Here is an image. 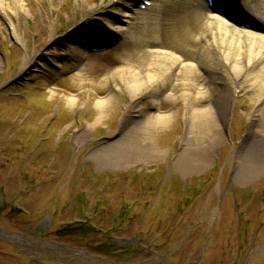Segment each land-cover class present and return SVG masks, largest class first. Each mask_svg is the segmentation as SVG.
<instances>
[{
  "label": "rangeland",
  "instance_id": "1",
  "mask_svg": "<svg viewBox=\"0 0 264 264\" xmlns=\"http://www.w3.org/2000/svg\"><path fill=\"white\" fill-rule=\"evenodd\" d=\"M97 1L2 0L0 264H264V155L241 151L251 124L264 129V104L237 88L225 136L205 162L207 146L187 138L184 101L149 93L132 101L124 85L87 70L83 84L72 78L84 63L101 73L122 59L108 24L126 0L90 10ZM34 49L39 58L28 64ZM108 95L113 106L100 114L97 102ZM172 111L169 126L141 130L150 115ZM78 218L99 227L91 238L100 247L110 242L127 254L79 244L85 251L51 232Z\"/></svg>",
  "mask_w": 264,
  "mask_h": 264
},
{
  "label": "bare ground",
  "instance_id": "2",
  "mask_svg": "<svg viewBox=\"0 0 264 264\" xmlns=\"http://www.w3.org/2000/svg\"><path fill=\"white\" fill-rule=\"evenodd\" d=\"M150 1L143 9V0H126L119 8L117 21L108 24L110 35L119 37L122 59L118 64L95 73L89 63H84L72 78L83 84L87 70L91 76H103L102 84L113 79L124 85L132 101L145 93L161 94L175 104L184 101L191 122L187 138L207 146L206 162L225 136L228 110L236 89L254 90L256 103L264 104V0H220L219 6L214 7L206 0ZM112 3L113 0H98L90 10ZM3 8L0 0V14ZM242 15L250 19V28L241 25ZM9 21L12 32L20 39V24L12 16ZM49 41L56 42L53 34ZM38 58L36 49L26 53L28 64H34ZM51 61L62 67L56 58ZM76 101L74 96L69 98L70 103ZM112 101L113 95H108L106 100L97 102L100 114L113 106ZM174 113L150 115L139 126L150 133L165 128ZM87 133L84 130L78 134V144ZM127 139L121 138L116 143ZM244 147L247 148L244 158L256 160L264 155V129L251 124L241 151ZM150 152L156 157L162 150L150 147Z\"/></svg>",
  "mask_w": 264,
  "mask_h": 264
},
{
  "label": "flooded vegetation",
  "instance_id": "3",
  "mask_svg": "<svg viewBox=\"0 0 264 264\" xmlns=\"http://www.w3.org/2000/svg\"><path fill=\"white\" fill-rule=\"evenodd\" d=\"M85 226L86 225L84 224V225H78V226L75 227V229L78 231V235H79L78 238H81V235L84 234L82 232L86 228Z\"/></svg>",
  "mask_w": 264,
  "mask_h": 264
}]
</instances>
